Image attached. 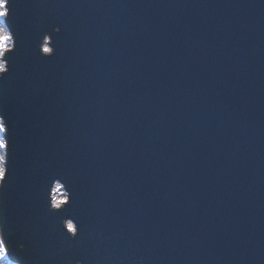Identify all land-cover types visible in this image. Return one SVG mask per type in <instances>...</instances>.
<instances>
[{
  "label": "water",
  "instance_id": "obj_1",
  "mask_svg": "<svg viewBox=\"0 0 264 264\" xmlns=\"http://www.w3.org/2000/svg\"><path fill=\"white\" fill-rule=\"evenodd\" d=\"M8 2L11 255L264 264V0Z\"/></svg>",
  "mask_w": 264,
  "mask_h": 264
},
{
  "label": "clouds",
  "instance_id": "obj_2",
  "mask_svg": "<svg viewBox=\"0 0 264 264\" xmlns=\"http://www.w3.org/2000/svg\"><path fill=\"white\" fill-rule=\"evenodd\" d=\"M7 0H0V17H4L7 13L8 9L6 8ZM11 34L6 30L5 24L3 20H0V56L3 55L4 51L6 49L12 48L11 43ZM0 68H3V61H0ZM3 117H0L2 119ZM3 173V164L0 163V177H2ZM2 181V179H0ZM0 186H2V183H0ZM2 239V238H0ZM4 255V247L2 244H0V257ZM75 264H81L80 261H76Z\"/></svg>",
  "mask_w": 264,
  "mask_h": 264
},
{
  "label": "snow or ice",
  "instance_id": "obj_3",
  "mask_svg": "<svg viewBox=\"0 0 264 264\" xmlns=\"http://www.w3.org/2000/svg\"><path fill=\"white\" fill-rule=\"evenodd\" d=\"M7 5H8V0H7V4L5 5L6 8L8 9V11H7V13L5 14L4 17H8V16H9V8H8ZM3 22H4V21H3ZM11 51H13V49L10 50V51L5 50L4 53H3L4 56H6V54H7L8 52H11ZM46 51H47V49H46ZM0 117H3V116H0ZM3 130H4V131H7V128L5 127V128H3ZM7 146H8V145H7L6 143H0V148H6ZM0 161H3V162H4V157L0 156ZM2 164H3V173H2V177H0V179H2V181H4L5 178H6V173L8 172V168L4 166V163H2ZM77 233H78V230H77V232H76V235H77ZM0 236H3V233H0ZM0 244H2L3 247H4V255H3L2 257H0V261H3V260H5V259L7 258V254H8V252H9V245H8V243L6 242L4 236H3L2 239H0ZM20 247L23 248L24 245L21 244Z\"/></svg>",
  "mask_w": 264,
  "mask_h": 264
},
{
  "label": "rangeland",
  "instance_id": "obj_4",
  "mask_svg": "<svg viewBox=\"0 0 264 264\" xmlns=\"http://www.w3.org/2000/svg\"><path fill=\"white\" fill-rule=\"evenodd\" d=\"M0 20H3L5 22V17H0ZM5 24V23H4ZM5 28H6V25H5ZM7 30V28H6ZM9 32V31H8ZM10 33V32H9ZM11 38V43H12V37ZM2 59V56H0V61ZM5 69V63L3 61V68H0V70H4ZM0 143H1V140H0ZM0 156H2V152H1V148H0ZM0 163H2V161H0ZM1 238V237H0ZM0 264H11L10 260H9V255L7 254V258L3 261H0Z\"/></svg>",
  "mask_w": 264,
  "mask_h": 264
}]
</instances>
